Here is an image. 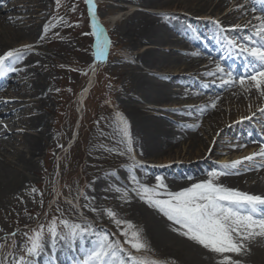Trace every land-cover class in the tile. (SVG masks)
I'll use <instances>...</instances> for the list:
<instances>
[{
  "label": "rangeland",
  "instance_id": "1",
  "mask_svg": "<svg viewBox=\"0 0 264 264\" xmlns=\"http://www.w3.org/2000/svg\"><path fill=\"white\" fill-rule=\"evenodd\" d=\"M231 1L235 2L233 6H226L218 14L201 12L195 15L180 9L153 8L149 4L143 5L142 0H92L95 5L93 15L86 0H42V4L38 0H0L1 26L8 36L30 24L25 22L30 11H33L30 21H42L34 30L36 47L23 48L21 45L27 43V39H18L17 50H20L21 59L15 63L7 62L16 70L0 76L1 80L9 82L0 83V128L3 134L13 130L18 138L15 144L2 142L0 155L12 156L21 146L19 139L25 134H35L24 126L30 116L41 113L46 131L40 151L34 156L35 169L26 173L29 180L0 197V264H21V257L25 262L36 263L40 254H27L29 238L43 228L45 246L52 245L48 226L54 221L58 231L66 233L69 229L60 222L77 224L76 219H84L96 233H107L111 241H119L124 254L154 256L161 264H185L180 258L160 259V248L151 242L146 223L137 216V211H143L142 214L153 212L159 219L178 226L137 195L133 190L137 185L131 175L134 174L140 184L150 187L156 185L159 176L167 190L180 191L208 179L209 171H219L222 165L233 162V152L249 146L244 132L252 125L260 127L264 123L261 111L264 110V98L252 105L249 104L251 98L245 99L242 105H238L230 98L232 87L218 90L212 87L223 85L226 76L217 71V65L222 67L219 59L203 51L209 47L204 43L209 35L200 33L204 22H209L216 32H233L226 34L227 39L235 40L241 47L245 43L243 37L254 32L258 25L256 17L260 14L255 15L249 2L253 0ZM234 6L250 12L253 23L239 25L237 19H233L222 24L218 17ZM156 13L174 15L188 23V36L182 30L160 26L162 34L167 33L169 42H176L181 48L172 44L134 45L133 28L145 14ZM12 18L20 27L5 22ZM236 26L239 30L234 31ZM97 31H102V40L107 41V46L105 56L95 65L92 76ZM149 47L178 59L169 64L162 62L158 66L142 67L137 56ZM212 72L218 78L209 75ZM29 76L31 82L34 76L39 78L43 102L37 96L20 92L21 83ZM231 77L230 84L240 80ZM144 83H154L156 91L150 93L154 88L150 85L151 88L146 90L141 86ZM88 85L81 104L79 95ZM246 87L241 86V92H246ZM163 93L168 95L165 100L148 102L151 96ZM26 99L33 103L35 111L26 112L23 107ZM134 106L145 111L152 120L160 119L173 127L187 128L191 134L187 137L179 135L172 142L176 145L170 151L151 149L145 143L144 134L131 120L130 111ZM14 113L18 118L12 125L9 119ZM125 121L127 136L124 135ZM114 133L125 148L120 149L117 145ZM166 148L168 146H163ZM254 159L239 165L234 170L238 174L222 175L217 182L225 185L226 177H238L246 171L249 173L264 167L261 156ZM133 165V173H130L128 168ZM197 165L200 170L195 174ZM183 169L191 171L183 172ZM245 181L243 187L253 182L250 179ZM105 210H111L116 219L130 222L134 227L128 229L125 223L118 226ZM124 231H138L148 246L147 250L137 252L132 249L125 243ZM94 240L85 242L83 249L74 250L69 263L83 264L95 245ZM44 254L55 264H65L59 262L50 249Z\"/></svg>",
  "mask_w": 264,
  "mask_h": 264
},
{
  "label": "bare ground",
  "instance_id": "2",
  "mask_svg": "<svg viewBox=\"0 0 264 264\" xmlns=\"http://www.w3.org/2000/svg\"><path fill=\"white\" fill-rule=\"evenodd\" d=\"M41 1L42 0H38V3H41ZM231 2V0H142L143 5L149 4L150 7L153 8L174 10L180 9L183 11H188L189 13L195 15L201 12L218 14L219 11L225 8L226 6H233L235 2H232V4ZM41 4H39L40 7H42ZM43 10L45 9L43 8ZM32 12L33 11H30L27 16L28 18L25 20V22H30V24H25L22 28L20 27L18 21L13 20V18L5 20V22H8L10 25H16V27H20L21 29V31H15L12 36H8L6 34L5 30L1 26L0 21V56H3L9 50H17L19 46L16 42L20 38L27 39V43L21 45L23 46V48H27L25 46H31L30 48L36 47V42L34 41V30L40 26L42 21H30L32 20ZM249 14L250 12L245 11L244 8L236 9L234 6L233 8H230L225 14L220 15L218 18L219 21L224 25H226L227 22H230L233 19H237L239 25L248 26L253 23ZM256 22L258 23L256 27H259L260 20H257ZM163 25H168L170 30H182L185 35H189L188 23H186V21L184 20L177 18L174 15H163L162 13H156L152 15L145 14L141 22L133 28L132 36L134 37V45L150 44L152 46H156L163 44H172L173 46H178L181 48L178 43H173L171 41L169 42L167 33L162 34L163 31L161 32L160 26L163 27ZM196 31L198 30L196 29ZM216 31L217 30L214 29V27L209 22H204V26L200 30V33L202 35H213L214 39L212 40L211 38H207V42H211L212 40V43L216 44V42L220 40L221 36V33ZM223 33L228 34L231 32L225 31L222 32V34ZM231 34H233V32ZM215 35L216 37H214ZM174 59H178L177 56L175 57L167 53L164 54L158 52L153 47L146 48L145 50L139 52L137 56V61L141 63L142 67L158 66L159 64L163 63L169 64L172 63ZM205 66H207V64L203 65V68H205ZM24 67L25 66L22 65V68ZM94 73L95 70L93 72V76ZM205 74H207V72ZM214 78H218V76L214 75ZM228 79L229 77H226L225 81H227ZM0 83L8 84L9 82L0 79ZM12 83L13 85L17 84L14 82ZM150 85L154 89H152ZM141 86L143 88H146V90H149V88H151L150 93L152 94L153 90L155 92V88H157L154 83L153 85L149 83H144ZM226 86L227 84L223 85V87ZM240 87V83L236 82V84L232 86V97H230L234 101H236L238 105H242L245 99L251 98L252 102H250L249 104L252 105L254 102H257L260 98H264V95H261L260 92H258L255 88L246 87V92H241ZM19 90L22 94L37 96L39 101L43 102V89L39 82V78H37L36 76H34L33 82H31L30 76L27 77L26 80H23L21 86L19 87ZM87 90V86H85V88H83V90L81 91L79 95L80 102H83V97L87 93ZM235 91H237V94ZM167 97L168 95H166V93L155 94V97L151 96L150 98H148L150 99L148 100V102L151 100L161 102ZM23 107L24 109H26V112L36 110L33 106V103L28 99L24 100ZM16 114L14 113L13 117L9 119L12 125L18 118V116L15 117ZM130 117L133 122V125L139 128L140 131L144 134L143 136L145 143L147 146L151 147V149H162L164 150H161L162 152H165L169 149L170 151L176 145L172 144V142H175L179 138V135L184 134V137H187V135L191 134L190 132H188L189 130L187 128L173 127L167 122L160 119L152 120L149 116H147L145 111L136 106L131 108ZM44 122L45 120L41 113H36L30 116L29 120L27 122H24V126L34 131L35 134H25L22 139H19L18 144H20L21 146L20 148H17L15 150V153L12 156H6L2 154L0 155V197H2V195H4L5 193L11 192L12 190L29 180L26 173L34 171V156L40 151V145L46 133ZM2 130L3 129L0 128V147H2V142L10 141L11 144H15L18 138L13 133V130L5 132L4 134ZM114 134L115 141L117 145L121 147L120 149L125 148V145L117 136V134ZM162 145L164 147L168 146V148L163 149ZM246 147L247 146H244L245 149L241 148V150L233 152V154L231 155V159L240 160L244 157H248L251 153L255 152V150L253 149L254 147ZM120 156L126 159L122 153H120ZM199 164L201 165V163ZM195 167L196 170L194 171V173L197 174V172L200 170V167L198 165ZM182 171L187 172L191 170L183 169ZM182 171L180 172V175L181 173H183ZM168 172L169 171H167V173ZM249 179L253 182H251V184H246V187H243L242 183L247 182L245 180ZM223 183L229 188L237 189L239 191L247 192L250 194L264 196V167L258 168L250 173L242 174L238 177H226L224 178ZM137 212V216L142 218L146 223V229L148 228V234L151 239V242L154 243L156 247L158 246L160 248L158 250L160 251V253L158 254L160 255L159 257H161L160 259L163 260V258L165 257H168V259L180 258L182 259L181 261L185 264H220L222 257L219 254L212 253L209 250L203 248L202 246L196 244L195 242L190 241L186 237L180 235L177 231L173 230L174 226L159 219L155 213L147 211L145 214H142L143 211L139 210ZM75 223L80 224L82 226L90 225L89 222L85 221L84 219H76ZM94 239L97 240L96 235L84 234L82 237L78 236L75 240L72 241L66 242L64 240H59L57 243H55V246H45L44 251L40 253V257L36 259V263L32 264H40L42 262L46 264V262H48V258L44 254L46 249H50L57 258H61L63 253H73V250L83 248L86 244L85 242L95 241ZM246 244L247 251L243 252L241 255H236L234 253H227L226 255L232 256L233 259L240 260L241 264H264V238L257 237L251 241H246ZM127 254L128 253H123L126 259ZM149 259L155 260L154 256L150 257Z\"/></svg>",
  "mask_w": 264,
  "mask_h": 264
},
{
  "label": "snow or ice",
  "instance_id": "3",
  "mask_svg": "<svg viewBox=\"0 0 264 264\" xmlns=\"http://www.w3.org/2000/svg\"><path fill=\"white\" fill-rule=\"evenodd\" d=\"M59 2V0H57ZM90 6V11L95 15V5L92 0H86ZM260 20L259 27L250 35L243 37L245 41L241 47L235 40L229 41V44L236 48L240 54L248 60L249 71L245 77L240 78L239 83L242 87L247 85L249 88H255L261 95H264V17H257ZM93 27L97 25L94 23ZM234 31L239 30L236 26ZM97 44L95 56L102 60L105 56L107 41L102 40V31H97ZM30 48L31 46H25ZM21 59L20 50H9L3 56H0V76L6 75L9 71H15L7 62L13 63ZM217 71L224 73V69L217 65ZM216 75V73H209ZM228 81H231V73ZM213 108L215 104L211 105ZM203 111V109H201ZM264 113V110H261ZM124 135L127 136V123L125 121ZM128 151H131V140L128 141ZM264 157V146L259 153L244 157L243 160H253L254 156ZM243 160H236L230 164L221 166V170H213L207 173L208 179L194 183L190 187L180 191H169L163 179L156 177V185L150 187L142 185L134 174L131 175L132 181L137 185L134 191L150 207L155 208L165 216L173 225L174 231L195 242L212 253L219 254L222 259L220 264H241L240 260L233 259L227 253L241 255L247 251L246 241H251L257 237L264 238V196L242 192L237 189L229 188L218 183L222 175H234V171ZM135 165L130 166L128 171L133 173ZM117 191L121 189L117 188ZM127 197V191L124 192ZM95 211V209H93ZM106 214L114 220L119 226L122 223L127 224L128 229L134 226L130 222H124L116 219V214L111 210H105ZM61 225L69 229L66 233L58 231L56 223L53 221L47 229L48 236L55 246L56 241L76 238L84 234L96 235L97 240L94 247L88 252L83 264H161V262L146 257L133 256L127 254V259L123 253L124 248L119 241H111L107 233H96L91 225L82 226L80 224H69L67 221H61ZM122 235L126 237L125 243L130 244L132 249L137 252L147 250V244L143 241L138 231H124ZM30 247H27L29 256H37L44 251L45 239L43 228L37 231L34 236L29 238ZM21 264H31L25 262L21 257Z\"/></svg>",
  "mask_w": 264,
  "mask_h": 264
}]
</instances>
